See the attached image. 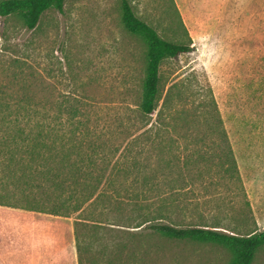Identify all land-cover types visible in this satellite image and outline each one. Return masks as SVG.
<instances>
[{"label": "rangeland", "instance_id": "rangeland-1", "mask_svg": "<svg viewBox=\"0 0 264 264\" xmlns=\"http://www.w3.org/2000/svg\"><path fill=\"white\" fill-rule=\"evenodd\" d=\"M122 1L65 0L32 30L21 15L0 16V108L23 100L49 112L51 165L68 187L101 180L98 188L120 194L73 214L94 219L80 230L84 264H233L229 247L165 237L147 220L165 196V223L264 230V0H128L163 39L192 47L162 61L147 122L148 46L125 27ZM147 127L160 135L138 136ZM13 211L0 207V264H78L73 225L61 234L36 212ZM252 264H264V246Z\"/></svg>", "mask_w": 264, "mask_h": 264}, {"label": "trees", "instance_id": "trees-1", "mask_svg": "<svg viewBox=\"0 0 264 264\" xmlns=\"http://www.w3.org/2000/svg\"><path fill=\"white\" fill-rule=\"evenodd\" d=\"M64 1L0 0V16L21 15L27 29L32 30L46 10L55 8L62 11ZM122 19L125 27L134 34L142 35L148 46V64L140 105V118L147 122V118L157 110L158 106L159 72L162 61L189 52L192 47L163 39L154 27L135 14L128 0L122 1ZM211 99L215 104L214 98ZM22 103L23 100H20L17 103L18 106L12 108L8 101L2 105L4 108H0V162L5 164V169L2 170L5 174L0 178L2 185L0 207L11 208L14 209L13 212L23 214L36 212L40 219L51 221L52 227H56L57 232L61 234L70 233L73 225L72 235L76 242L78 264H84L79 243L82 237L80 230L84 227H91L90 222L94 219L91 215L73 219V214H78L77 217L82 216L92 207L95 211L98 203L108 197H120V194H116V191L108 192L106 189L98 188L101 180L90 188H69L67 185L69 181L66 180L62 171L54 169L51 165L55 149L51 114L49 112L43 114L26 105L23 106ZM77 114L78 112L71 113V118ZM158 117V124L161 125V111ZM216 120L215 129L219 130L225 141L228 140L217 108ZM159 135V130L155 131L154 128L147 127L138 136L156 137ZM228 158H230V168L237 170L231 147L228 150ZM68 160L70 161V157L67 155L62 159L64 163H68ZM92 161L97 162L96 159ZM117 162L118 160L113 163V167L117 165ZM141 168L139 165L138 174L141 173ZM83 177L86 178V175ZM72 179L73 182L70 184H79L77 179ZM146 181L149 182L148 179ZM175 194L178 193L175 192ZM165 199L166 197L162 196L158 200V209L154 211L158 217L147 220L150 222L148 228L162 236L223 244L229 247L235 255L233 264H252L257 251L264 246V230L243 235L221 230L220 226L216 225L180 226L160 221L158 218L163 216L162 204ZM126 203H132V201L128 199ZM151 212L153 211L145 214L150 215Z\"/></svg>", "mask_w": 264, "mask_h": 264}]
</instances>
